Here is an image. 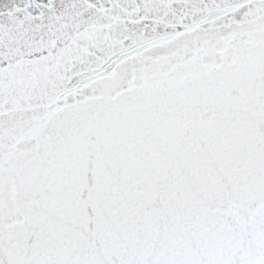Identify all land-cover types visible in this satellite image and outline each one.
I'll use <instances>...</instances> for the list:
<instances>
[{
	"label": "snow or ice",
	"instance_id": "obj_1",
	"mask_svg": "<svg viewBox=\"0 0 264 264\" xmlns=\"http://www.w3.org/2000/svg\"><path fill=\"white\" fill-rule=\"evenodd\" d=\"M0 264H264V0H0Z\"/></svg>",
	"mask_w": 264,
	"mask_h": 264
}]
</instances>
